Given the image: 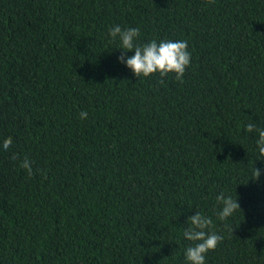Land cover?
Returning a JSON list of instances; mask_svg holds the SVG:
<instances>
[{"label":"trees","instance_id":"obj_1","mask_svg":"<svg viewBox=\"0 0 264 264\" xmlns=\"http://www.w3.org/2000/svg\"><path fill=\"white\" fill-rule=\"evenodd\" d=\"M116 25L187 41L182 82L136 77ZM248 123L264 129V0H0V264H189L197 212L223 237L205 264H264ZM220 193L241 208L225 220Z\"/></svg>","mask_w":264,"mask_h":264},{"label":"clouds","instance_id":"obj_2","mask_svg":"<svg viewBox=\"0 0 264 264\" xmlns=\"http://www.w3.org/2000/svg\"><path fill=\"white\" fill-rule=\"evenodd\" d=\"M109 35L113 39L119 37L122 53L119 61L126 64V67L131 69L136 77H149L159 73L163 78L170 73H175L176 80L182 82L186 68L191 62V53L188 51L187 41L166 40L157 43L156 40H153L140 46L135 43L140 35V29L129 28L122 30L119 25L110 28ZM130 51H134V55L127 56V52ZM160 82L163 83V79ZM87 116V112L80 113L81 119H86ZM245 130L249 133L257 132L258 151L261 156H264V129H258L254 123H248ZM12 143V138L7 137L2 142V148L8 150ZM20 167L26 169L28 174L32 175L31 163L28 158L21 162ZM260 175V170L256 168L255 176L259 179ZM216 200L223 205L218 213L220 220H225L232 216L237 209H241L238 200H233L231 197L226 198L223 193L217 195ZM187 223L189 227L185 229L183 235L185 239L194 242V244L186 249L185 258L189 264H205L206 253L215 250L223 237L215 232L209 233L205 231L212 224V220L199 212L190 216Z\"/></svg>","mask_w":264,"mask_h":264}]
</instances>
